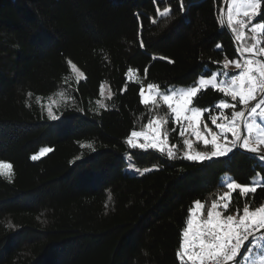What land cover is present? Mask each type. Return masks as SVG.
Segmentation results:
<instances>
[{
    "label": "trees",
    "instance_id": "obj_1",
    "mask_svg": "<svg viewBox=\"0 0 264 264\" xmlns=\"http://www.w3.org/2000/svg\"><path fill=\"white\" fill-rule=\"evenodd\" d=\"M222 2L0 0V162L12 165L0 175V264H181L188 210L217 201L224 175L244 186L262 179L246 196L231 192L225 214L264 206V159L248 150L188 161L173 121L164 128L176 159L126 143L148 122L140 88L192 87L241 59ZM237 44L252 47L246 34ZM58 93L52 121L45 103ZM221 99L231 98L206 88L194 105L208 119ZM42 148L51 151L31 159Z\"/></svg>",
    "mask_w": 264,
    "mask_h": 264
},
{
    "label": "snow or ice",
    "instance_id": "obj_2",
    "mask_svg": "<svg viewBox=\"0 0 264 264\" xmlns=\"http://www.w3.org/2000/svg\"><path fill=\"white\" fill-rule=\"evenodd\" d=\"M236 16L244 17H264V7L262 0H233ZM181 8H183V0H181ZM166 15V13H160ZM231 13L229 19L231 20ZM239 26L243 28L245 21H238ZM264 31V22L257 21L256 27H252L253 33L257 30ZM217 47H221L217 45ZM255 48V51H254ZM246 51L252 56L264 57V46L256 48L255 45L248 47ZM171 63V61H169ZM71 63V62H69ZM255 65V67H253ZM229 66L228 61L225 62L224 68ZM73 70L77 71L78 78L83 76L76 69L75 64H71ZM235 67L240 69L239 75L229 80L218 79L221 75L228 77V73L211 71L206 73L207 77L201 76L192 87L184 89L164 88L149 83L147 85L148 95H145V89L140 88V103L148 108L149 118L146 125V131H132L127 137L126 143L131 150L139 149H157L160 153L166 155L167 159L173 160L178 158L177 152L168 147V129L164 128L170 121H175L179 127V136L183 139L185 147L183 159L193 162L210 161L213 158H220L233 153L234 149L244 148L251 153L258 151L257 147L252 145L264 146V131H261L255 137L252 136L254 129L257 127V119L264 120V62L257 59H246L244 66L235 63ZM133 71L128 70L127 76L131 78ZM127 87V84L125 85ZM206 88L215 89L224 97H230L229 100L221 99L215 104L216 109H231V114L224 117V113H220V117L216 115L210 116L211 124L219 131L212 130L206 123L202 126L201 108L194 105V99L198 98V93ZM259 91V95L257 92ZM255 101V103H250ZM99 103L101 108L106 105ZM238 105H244V110H239ZM166 106V107H165ZM164 109L163 114L160 110ZM49 120L56 121L60 117L54 114L51 106L47 110ZM224 118L228 122L218 123V119ZM241 122L247 128L248 135L242 134L239 125ZM162 128L164 129L162 131ZM173 128L172 131H176ZM188 138H185V134ZM231 134V138L229 137ZM191 137H195L196 143H202L207 150L196 151L193 154V141ZM210 137V139H209ZM210 145V148H209ZM174 147V146H173ZM167 151L165 152V149ZM264 151V148L260 149ZM51 151L50 148H44L41 155ZM40 157L33 155L31 159L37 160ZM12 165L10 163L0 162V175L10 178ZM140 175L152 171L151 168H145L140 171L136 169ZM221 187L224 185L221 184ZM227 189L229 193L236 192L238 196H246L249 192H255L254 187L244 186L240 183L228 182ZM238 190V191H237ZM229 193L220 197L219 201H213L211 206L205 208L200 200L194 203V210L190 208L187 219V226L182 232V241L179 245L177 257L181 264H185L184 258L190 264H241L243 254L249 251V245L252 244L253 234L264 230V206L250 210L245 203L242 207L236 209L235 214H225L231 211V197ZM242 211V215L240 214ZM204 218L200 219L201 213ZM261 234H264L262 232ZM264 248V244L261 245ZM242 249V251H241ZM239 255L240 258H237ZM259 264H264V251L261 252Z\"/></svg>",
    "mask_w": 264,
    "mask_h": 264
},
{
    "label": "rangeland",
    "instance_id": "obj_3",
    "mask_svg": "<svg viewBox=\"0 0 264 264\" xmlns=\"http://www.w3.org/2000/svg\"><path fill=\"white\" fill-rule=\"evenodd\" d=\"M231 13V20L229 19V15ZM254 18L255 17H244L243 15H240V16H236L235 14V8L233 6V0H227V5H226V9H225V13H224V21L225 23L227 24V26L232 29V34L233 36L235 37L236 41L240 43L241 41V38L243 36H245V34L250 38L251 42H252V46L255 45L256 47H258V44H259V35L261 33V30H257V32L253 33L251 31L252 27H256L257 23L254 22ZM221 19L223 20V13H222V10H221ZM240 20H243L245 21V26L243 28H241L239 26V23L238 21ZM247 30V32H246ZM247 48L243 47L241 50L243 51V53H248L246 51ZM254 51H255V48H254ZM251 55V54H249ZM240 60H235L233 63L231 62H228L229 66L227 69H223V70H220V71H217V72H229L230 70H238L236 67H235V63H240V64H244V61L246 59H249L248 57H242L240 56ZM225 64V63H224ZM254 67V66H253ZM72 68V67H71ZM73 70V69H72ZM74 74L76 75V77L78 78V74H77V71L76 70H73ZM239 70L236 72V74L234 75H228V77H224L223 75H221L220 77H218V79H224V80H229L234 77V76H238L239 75ZM81 73V72H80ZM229 74V73H228ZM83 77V76H82ZM82 77H79V79H82ZM200 78V77H199ZM205 78H210V77H205ZM173 88V87H171ZM174 88H177V89H184V88H187V87H174ZM145 89V95H148V91H147V87L144 88ZM100 91H101V97H105L107 94H108V88H107V85L106 83H102L101 84V88H100ZM61 99H64L63 97V94H57L55 97H51L47 103H45V107H46V112L49 108V106H51L52 110L53 108L61 101ZM250 103H255V101H250ZM225 109L221 110V112L224 113V117H228V114L224 111ZM205 112H208V110L206 111H201V121H202V126L204 123H206L208 125V127L212 130H215V131H219V129H216L214 125L211 124V121H210V116L212 115H216L217 117H220V113H213L211 115L208 116V119H205L204 118V113ZM174 124L176 125L175 121L173 120ZM228 121L225 120L224 118H221V119H218V123H227ZM178 127V125H177ZM241 127L243 128V134L245 136L248 135V132H247V128L246 126L244 125V123L242 122V124L239 125V128L241 130ZM146 126L144 128H142L141 130L139 131H146ZM162 131H163V128H162ZM261 131H264V120H261V119H257V127L254 129L253 133H252V136L255 137L256 135H258L259 132ZM178 136H179V127H178ZM229 137L231 138V134H229ZM185 138H188V134L186 133L185 134ZM179 139L183 145V139L179 136ZM192 141H193V154H195L196 151H200V152H203L205 150H207L205 148V146L202 144V143H196V140H195V137H191ZM210 139V137H209ZM253 147H257L258 150H260L261 148H264V146H258V145H255L253 144L252 145ZM168 147H172L169 145L168 143ZM209 148H210V145H209ZM44 148L40 149V151L36 154L38 155L39 157H42L44 156L45 154L41 155V152ZM244 149V148H242ZM172 150H173V147H172ZM244 150H247V149H244ZM167 151V148L165 149V152ZM184 151H185V147L183 146V155H184ZM263 154H264V151H263ZM224 186H225V191L219 195L218 197V200H220V197L221 196H224L226 193H229V190L227 189V183L228 182H233L229 175H224L222 178H221V181H220ZM235 183V182H234ZM262 183V179L260 176H256L252 181H251V184L250 185H247L248 187H254V188H257L258 186H260ZM231 193H229L230 195ZM203 204V203H202ZM211 206V205H210ZM209 206V207H210ZM208 208V207H207ZM193 210H194V205H193ZM204 213L202 212L201 213V216H200V219H203L204 218ZM242 215V214H241ZM190 218V216H189ZM188 218V219H189ZM264 232V231H263ZM264 244V234H258V235H255L253 237V240H252V244L249 245V251L248 252H245L243 254V258L241 259V264H259V260L261 258V252L264 251V248L261 247V245ZM185 262L187 261V257L184 258Z\"/></svg>",
    "mask_w": 264,
    "mask_h": 264
},
{
    "label": "water",
    "instance_id": "obj_4",
    "mask_svg": "<svg viewBox=\"0 0 264 264\" xmlns=\"http://www.w3.org/2000/svg\"><path fill=\"white\" fill-rule=\"evenodd\" d=\"M226 5H227V0H223V2H222V7H221V10H222V13H223V21H224V13H225ZM224 23H225V21H224ZM225 24H226V23H225ZM227 28H228V27H227ZM228 32H229L230 36L232 37V39H233V41H234V44H235L236 48L238 49L237 41H236L235 37L233 36L232 32L229 30V28H228ZM249 56H252V55H247L246 57H249ZM256 57H257V56H256ZM261 62H263L262 59H261ZM241 124H242V122H241ZM241 128H242V127H241ZM242 134H243V133H242ZM247 152L250 153V154H252V155H254V156H256V157H259V158H263V159H264V154H263V153H259V152L251 153V152H249V151H247ZM263 231H264V230H261V232H256V233L253 234V236L258 235V234L262 233ZM241 251H242V249H241ZM237 258H240L239 255H238Z\"/></svg>",
    "mask_w": 264,
    "mask_h": 264
},
{
    "label": "built area",
    "instance_id": "obj_5",
    "mask_svg": "<svg viewBox=\"0 0 264 264\" xmlns=\"http://www.w3.org/2000/svg\"><path fill=\"white\" fill-rule=\"evenodd\" d=\"M237 51H238V53H239L240 56H242V57H246V56L243 55L242 51H241L239 48L237 49ZM248 58L257 59V60H260V61H261V56H257V57L249 56ZM241 66L243 67L244 64L242 63ZM253 66L255 67V65H253ZM238 70L240 71V69H238ZM259 94H260V93H259V91H258V92H257V95H259ZM208 264H212V262L209 261Z\"/></svg>",
    "mask_w": 264,
    "mask_h": 264
},
{
    "label": "crops",
    "instance_id": "obj_6",
    "mask_svg": "<svg viewBox=\"0 0 264 264\" xmlns=\"http://www.w3.org/2000/svg\"><path fill=\"white\" fill-rule=\"evenodd\" d=\"M241 51H242V50H241ZM242 53H243V51H242ZM243 55H244V56H247V55H249V53H245V52H244ZM246 58H247V57H246ZM237 71H238V70H237ZM260 151H261V150H260ZM259 153H260V152H259Z\"/></svg>",
    "mask_w": 264,
    "mask_h": 264
}]
</instances>
